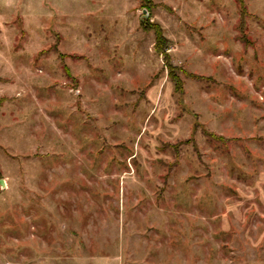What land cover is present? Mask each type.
Returning <instances> with one entry per match:
<instances>
[{"label":"rangeland","instance_id":"374dc122","mask_svg":"<svg viewBox=\"0 0 264 264\" xmlns=\"http://www.w3.org/2000/svg\"><path fill=\"white\" fill-rule=\"evenodd\" d=\"M0 264H264V0H0Z\"/></svg>","mask_w":264,"mask_h":264},{"label":"trees","instance_id":"16d2710c","mask_svg":"<svg viewBox=\"0 0 264 264\" xmlns=\"http://www.w3.org/2000/svg\"><path fill=\"white\" fill-rule=\"evenodd\" d=\"M156 27H157V32L154 33L155 34V41H156L155 47L157 50H159V52L161 50H167L168 47H167L166 39L162 34V30L160 27H158V26H156Z\"/></svg>","mask_w":264,"mask_h":264}]
</instances>
